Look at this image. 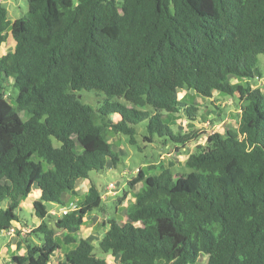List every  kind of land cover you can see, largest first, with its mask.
<instances>
[{
    "label": "trees",
    "instance_id": "trees-1",
    "mask_svg": "<svg viewBox=\"0 0 264 264\" xmlns=\"http://www.w3.org/2000/svg\"><path fill=\"white\" fill-rule=\"evenodd\" d=\"M26 2L27 14L13 22L0 4V45L14 40L0 57V234L21 221L33 189L39 220L11 264H51L63 248L57 264H106L98 249L118 264H264V93L250 83L261 77L264 0ZM8 87L17 90L14 103ZM183 89L236 97L235 127L197 145L188 173L174 174L172 162L139 169L124 220H107L97 245L77 242L101 193L90 180L72 208L63 195L75 197L79 180L117 165L111 132L133 142L134 126L145 122L147 142L194 137L174 133L152 110L195 117L178 98ZM82 91L104 94L102 104H85ZM45 204L68 211L52 214Z\"/></svg>",
    "mask_w": 264,
    "mask_h": 264
},
{
    "label": "rangeland",
    "instance_id": "rangeland-1",
    "mask_svg": "<svg viewBox=\"0 0 264 264\" xmlns=\"http://www.w3.org/2000/svg\"><path fill=\"white\" fill-rule=\"evenodd\" d=\"M73 1L77 2L78 0ZM0 4L6 8L8 19L11 22L24 17L28 11L26 0H4L0 1ZM13 48L14 40L9 35L7 41L0 45V57L12 51ZM257 67L261 73V77L256 78L250 83L253 87L260 88L264 93L263 54L258 55ZM229 79L231 83L237 82V79L234 77H230ZM7 84L9 86L11 81H8ZM10 88H7V98H9V95L13 97L9 101L14 103L17 90ZM80 94L82 101L94 109L102 104L105 97L104 94L96 91H82ZM178 98L185 102L188 107L191 106L196 109L195 117L186 115L184 111L169 115L161 109L152 110L167 116V120L173 123L172 130L174 133H193L194 137L189 141L183 144L168 142L166 145L163 138L154 137L153 142H147L144 139L145 135H147L145 122L134 126L135 134L133 142L130 141L131 138L127 135L112 132L109 134L108 142L111 143L112 149L119 156L117 165L115 167H106L103 171H91L89 173V180H79L77 182L78 195L75 197L70 195L68 198L67 205L72 208L87 192L90 180L101 193V206L83 219L80 230L76 232L77 242L83 237L96 244L108 229V226H104L107 220L115 219L120 223L124 220L127 204L134 201L136 191V188H129L128 182L136 177L139 169L143 168L146 170L145 167L150 164L163 162L165 165H168L172 162V172L174 174L188 173L190 170L184 166V162L194 152L196 146L204 144L208 135L220 133L224 136L226 130L236 125L239 111L236 97L221 96L215 92L211 99H205L192 90L183 89L179 91ZM19 115L22 119H25L22 112ZM113 119L116 120V116H113ZM53 144L58 146L55 140H53ZM35 199L37 197L33 189V193L22 200V209L17 212L21 221L14 222L16 232L14 234H8L7 232L0 234V264H11L12 256L25 254L23 241L25 238H29L31 229L39 222L33 215L32 202ZM5 206L6 202H3L1 207L4 208ZM45 206L50 213L58 209L53 204H45ZM21 223L22 225H20ZM55 234L58 238H61L62 231L55 229ZM65 252V248L57 251L51 258V264H57L58 261L63 260ZM96 255L104 259L106 264H118L117 257L103 254L99 249ZM205 260V258H202L203 264Z\"/></svg>",
    "mask_w": 264,
    "mask_h": 264
},
{
    "label": "built area",
    "instance_id": "built-area-1",
    "mask_svg": "<svg viewBox=\"0 0 264 264\" xmlns=\"http://www.w3.org/2000/svg\"><path fill=\"white\" fill-rule=\"evenodd\" d=\"M68 209L67 208H60L58 211H52V214H57V215H63L67 213ZM16 232V229L14 226H12L7 233L8 234H14Z\"/></svg>",
    "mask_w": 264,
    "mask_h": 264
},
{
    "label": "crops",
    "instance_id": "crops-1",
    "mask_svg": "<svg viewBox=\"0 0 264 264\" xmlns=\"http://www.w3.org/2000/svg\"><path fill=\"white\" fill-rule=\"evenodd\" d=\"M64 195H66V196H64ZM64 195H63V201H64L65 203H67V202H68V198H69L70 195L67 194V193H65ZM36 197H37V194H36ZM65 197H66V198H65Z\"/></svg>",
    "mask_w": 264,
    "mask_h": 264
}]
</instances>
